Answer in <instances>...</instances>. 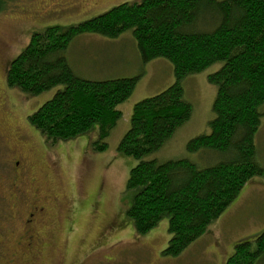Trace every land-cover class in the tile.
<instances>
[{
    "label": "trees",
    "instance_id": "obj_1",
    "mask_svg": "<svg viewBox=\"0 0 264 264\" xmlns=\"http://www.w3.org/2000/svg\"><path fill=\"white\" fill-rule=\"evenodd\" d=\"M5 0H0V12ZM131 30L142 62L164 57L175 81L138 101L118 149L137 163L127 186L137 193L128 210L135 230L146 235L169 217L170 240L164 255L177 256L203 235L255 176L256 134L264 116V0H138L69 27L34 32L7 68L8 85L30 95L59 87L29 115V122L56 143L99 125L97 150L122 117L118 105L134 92L140 75L91 79L79 74L66 51L77 36L97 33L117 38ZM222 62L208 75L217 86L210 132L190 139L197 160L159 161V151L190 119L192 104L183 80ZM264 255V230L241 241L224 264H255Z\"/></svg>",
    "mask_w": 264,
    "mask_h": 264
},
{
    "label": "rangeland",
    "instance_id": "obj_2",
    "mask_svg": "<svg viewBox=\"0 0 264 264\" xmlns=\"http://www.w3.org/2000/svg\"><path fill=\"white\" fill-rule=\"evenodd\" d=\"M123 1L138 0H5L0 12V264H224L236 244L264 230L263 176L253 177L207 231L177 256L163 254L171 237L167 215L146 235L135 230L128 210L137 190L127 181L137 160L118 145L130 127L134 105L166 89L175 75L164 57L142 62L131 30L117 38L84 33L66 51L74 69L87 78L140 75L132 95L118 105L122 117L107 149L93 147L98 123L77 137L52 143L29 122V115L59 87L30 95L8 85L10 61L34 32L78 24ZM221 66L217 62L183 80L191 117L151 157L197 160L187 143L210 132L217 86L208 75ZM255 141L257 160L264 167V116ZM18 158L24 163L19 182H28L25 197L7 185ZM37 202L48 207L47 219L39 223H49L43 234L50 240L45 239L48 245L43 248L37 243L27 249L20 244L21 236ZM255 264H264V255Z\"/></svg>",
    "mask_w": 264,
    "mask_h": 264
},
{
    "label": "flooded vegetation",
    "instance_id": "obj_3",
    "mask_svg": "<svg viewBox=\"0 0 264 264\" xmlns=\"http://www.w3.org/2000/svg\"><path fill=\"white\" fill-rule=\"evenodd\" d=\"M14 164L13 175L11 178L9 177L10 179L8 180L7 185H10V187L13 188L15 192L21 193V196L25 197L26 192L24 191V189L28 182L24 181V183H20L19 181L21 180H19L17 176V174L21 173V171L23 172L24 163L23 161L21 162L18 158L16 159ZM40 203L42 202H37L31 207L33 211L29 212V216L25 220V231H23V234L21 236L20 244L25 246L27 249L32 247L36 248L37 243L38 247L43 248L48 245L45 239L47 241L50 240L45 234H43V231L46 227L49 226V223H43L42 226L39 223L40 221L44 222V219H47V217H45L44 215L46 214L48 207L40 205Z\"/></svg>",
    "mask_w": 264,
    "mask_h": 264
}]
</instances>
